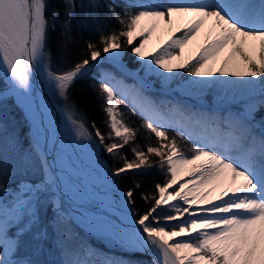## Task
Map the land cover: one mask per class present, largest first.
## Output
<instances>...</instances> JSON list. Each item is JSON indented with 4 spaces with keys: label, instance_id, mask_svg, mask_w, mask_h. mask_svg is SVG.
<instances>
[{
    "label": "snow or ice",
    "instance_id": "1",
    "mask_svg": "<svg viewBox=\"0 0 264 264\" xmlns=\"http://www.w3.org/2000/svg\"><path fill=\"white\" fill-rule=\"evenodd\" d=\"M63 2L65 15L70 18L76 0ZM47 7L48 0H0V68L7 74L11 94L25 107L35 129L32 153L18 154L13 168L26 172L34 154L43 169L39 183L22 181L18 191L0 188V264H45L38 259L48 239L41 219L45 193L57 194L52 202L57 213V246L63 256L60 264H125L119 259L83 258L96 253L77 244L68 224L71 217L61 210L58 189L65 178L54 168L55 163L63 167L64 156L57 154L56 162L48 163L39 117L31 102L34 70L43 71L47 82L67 100L75 80L102 54L109 53L107 59L126 74L135 75L141 89L151 88L144 81L148 76L157 77L165 91L182 90L187 95L222 85L232 90V102L242 101L243 108L221 115L193 110L180 102L158 104L140 89L133 93L115 76L103 73L99 88L109 132L105 136L93 124L95 137L113 157L135 144L131 148L133 159L121 157L123 165L107 173L106 179L147 166L158 167L165 180L155 184L157 194H143L142 199L151 207L138 219L130 218L134 210L132 189L121 193L119 203L112 200L111 193L99 197L107 210L119 208L121 219L128 220L131 227L87 214L82 222L98 227L102 235L127 251L150 252L152 264H264V116L256 119V113L264 108V0H134L122 15L108 4L107 10L119 28L102 31L98 44H87L88 58L60 73L47 64ZM65 30L66 34L70 31V19ZM137 38L142 39L132 47ZM194 42L195 50L185 58V49ZM128 48L141 61L144 77L127 73L120 64L122 52ZM179 69L200 79L183 80ZM217 76L240 79H211ZM178 80L177 89H173L172 83ZM121 104L139 115V126L126 122ZM67 118L76 138L89 142L93 163L102 169L95 160L92 133L71 114ZM141 129L146 133L144 147L135 143ZM170 131L174 133L171 136ZM7 168L5 158L0 161V174ZM64 191L73 194L67 181ZM162 206L167 209L165 215L158 212ZM172 221L179 223L169 228ZM11 227L17 228L15 239L9 237ZM25 235L31 236L35 259L16 258Z\"/></svg>",
    "mask_w": 264,
    "mask_h": 264
},
{
    "label": "rangeland",
    "instance_id": "2",
    "mask_svg": "<svg viewBox=\"0 0 264 264\" xmlns=\"http://www.w3.org/2000/svg\"><path fill=\"white\" fill-rule=\"evenodd\" d=\"M181 34L182 33H177V35ZM141 39L142 38H137L132 47L138 45ZM149 47L151 48L153 47V45H150ZM110 55V53L105 54L104 56L98 58L97 61L92 62V67H90L87 72L91 69H96L100 73V79L103 73H110L111 75L115 76L116 80L122 81L123 84L127 87L131 86L132 88H134V90L140 89L145 96H147L149 99L153 100L158 104L160 103V101H172L173 103L180 102L181 104L192 106L193 110L199 109L208 111L209 113L216 111L219 112L221 115H227L228 110L237 111L242 110L243 108L242 101L236 103L232 102L230 106H219L217 103V85H211L210 88L207 89V92H203L201 95H187L182 90L165 91L161 87L160 81L157 77L148 76L144 78V81L145 83L151 84V88L141 89L140 81L136 78V76L129 75L126 74L124 71H121L120 66L113 64L107 59V57ZM47 64L49 67L48 61ZM120 64L123 65V67L127 70V73H138L140 77H144V72L140 67L141 61L132 53L130 48L122 52ZM178 71L183 73V80L200 79L189 76L186 72H184L183 69H179ZM165 75L168 74L165 73ZM217 78L220 80H231V78L219 76L212 77L211 79ZM3 82L8 89V82L4 70L0 68V85ZM179 83V80L174 81L171 87L173 89H177V85ZM46 84L50 92L52 101L60 110V145L62 146V149L64 151L62 153L64 156L63 165L67 168L75 170L76 172H80V167H82L86 175L90 178L108 183L114 186L115 188H118L121 193L125 192L120 188L115 176H110V182L109 179H106V174L111 173L113 171L111 170L108 162L101 156L103 147L99 144V141H97V139L93 137V146L95 147V160L98 161L100 165H103L102 169L96 167L93 163V153L92 149L88 146L89 142L86 140H78L76 138L75 130L73 129L72 124L68 121L67 117L69 114H71L74 119L82 121L87 127L83 115L79 114L75 109H73L71 104L68 102V99L65 100L64 98H62L59 95L58 91L47 82V79ZM204 94L205 100L202 102V104L196 105L195 103L199 102L198 99H200ZM259 98L260 97L258 96L256 97V99ZM7 99L9 100V102H12L13 105L20 107L23 110L22 105L15 98L0 97V161H3V159L5 158H7L8 160V168L6 173L0 174V188H7L10 191H18L22 181L28 184L39 183L43 176V169L39 161L33 154V164L26 172L14 171L13 162L17 159L18 154L32 153V149L35 143V137L31 125L24 113V110L22 111V113L24 114L28 126L27 133L25 131V125L15 118V115L12 114V109L9 104L5 103ZM120 111L125 113V118L129 116V113H132L129 107H126L125 104L120 105ZM256 119L259 120L257 116ZM185 147H190V145H185ZM56 195L57 194L53 193H45L41 197V219L43 222V227L47 231L48 239L45 241L44 251L38 257V259L44 261L45 264H60V261L63 259V257L61 258V254L58 253V230L55 227L57 213L56 205L52 202L56 198ZM58 195L62 204L61 210L64 211L66 215L71 217V219L68 221V224L75 234L76 242L78 241L77 239H79L77 244L82 245L85 248L90 249L96 253L95 256L83 258L90 260H94L97 257L101 259H114V257L118 255L117 253L130 252L121 248L120 246L112 242L109 238L102 235L98 227H89L87 223L82 222L83 217L78 213V210L71 207L66 202L64 195H62L60 192H58ZM158 211H160L159 213L161 215H165L167 209L165 206H162V210ZM176 223H179V221L168 222L169 228L172 224ZM12 231L13 233L9 235V237L15 239V233L17 231V228L13 227ZM101 243L104 245L105 248L101 247ZM118 256L122 257V255ZM16 258L20 260H24L26 258H37L32 255V241L30 235H25L23 238H21Z\"/></svg>",
    "mask_w": 264,
    "mask_h": 264
},
{
    "label": "trees",
    "instance_id": "3",
    "mask_svg": "<svg viewBox=\"0 0 264 264\" xmlns=\"http://www.w3.org/2000/svg\"><path fill=\"white\" fill-rule=\"evenodd\" d=\"M134 3V0H76V9L72 16L69 18L65 15L66 6L63 0H48L47 17L49 20L48 38H47V51L49 55V68L56 73H60L72 68L76 63L88 58L87 44L92 42L98 44L101 32L107 33L113 29L119 28L115 19L111 18V13L107 10V5L112 4L116 9L117 14H123V9L129 4ZM96 5V6H94ZM137 9L132 8L135 12ZM70 19V31L65 30L66 21ZM105 54H102L104 56ZM100 73L96 69H91L84 75L75 80L67 93L68 102L72 108L79 114L83 115L88 130L95 137V130L92 125L95 124L105 136L108 135L109 128L105 124V113L103 111L104 103L99 88ZM7 89L6 85L1 83L0 93ZM6 104L12 109V114L15 118L25 125L27 133L28 126L22 109L13 105L12 102L7 101ZM126 121L129 125L137 127L140 125L141 120L139 115L128 114ZM258 119L264 116V108L256 113ZM169 132V135H173ZM114 135V134H113ZM144 130L141 129V134L138 137L136 144L142 147L147 143L145 141ZM111 143L112 141H107ZM118 142V141H116ZM152 143L155 144V137ZM135 144H130L120 150L119 155L113 157L106 151L102 150L101 156L108 162L112 171L123 165L121 157L127 156L129 160L133 159L131 148ZM152 160H158L157 157H151ZM117 183L123 191L132 189L134 191V205L133 212L136 218L146 212L151 203L145 202L142 199L143 194L153 193L157 194L155 190L156 183H163L165 176L158 167L145 166L139 170H130L127 173L121 174L119 177L115 176ZM140 187L137 188L136 185ZM160 212V211H158ZM161 215V214H160ZM79 241V239H77ZM77 241V242H78ZM101 247L104 245L101 243ZM105 248V247H104ZM62 253L59 248V252ZM114 259H119L125 264H152L153 257L147 253L142 252H123L117 253Z\"/></svg>",
    "mask_w": 264,
    "mask_h": 264
},
{
    "label": "bare ground",
    "instance_id": "4",
    "mask_svg": "<svg viewBox=\"0 0 264 264\" xmlns=\"http://www.w3.org/2000/svg\"><path fill=\"white\" fill-rule=\"evenodd\" d=\"M195 47L196 44L194 42L193 45H190L189 48L185 49V58L188 57L190 51L195 50ZM4 73L8 82V89L0 93V97H4V98L13 97L17 101H19L16 95L11 94L10 92L11 86L9 83V79L5 71ZM173 74L175 75L176 73ZM228 78H231V80L240 79L236 77H228ZM32 84H33V93L31 96L32 106L39 117L41 132L43 133L42 144L44 146V151H46L48 154L47 156L48 163L53 164L54 162H56L57 154H61L64 152L62 146L60 145L61 143V128H60L61 125L59 120L60 110L51 99L50 92L46 84V76L43 73V71H35V70L33 71ZM128 88L131 92L133 93L135 92L134 88H132L131 86H128ZM208 88H210V86L200 91H194L193 94L201 95L203 92L206 93ZM216 92L218 93L217 103L219 106H230V104H232V100L230 98L232 95V90L227 89L222 85H217ZM204 97L205 94L202 95V97L198 99L199 102L195 104L196 105L202 104V102L205 100ZM22 107L34 134L35 129L31 122V119L25 107L23 105ZM54 171L58 176H63L65 178V181H67L70 185H72L73 194H69L64 191L65 181H61L60 189H58V192L64 195L66 202L71 207L78 210V213L82 217H85V215L87 214V216L89 217H103L104 220L119 225L120 227L132 226L131 224H129L128 220L121 219V216L119 215V212L121 210L119 208H115L114 211H109L103 206L101 199H99V197H103L107 193H111L112 200L119 203L122 197H121V191L118 188H115L114 186L108 183L90 178L89 176L86 175L82 167H80V172H76L75 170L67 168L64 165L63 167H61L60 163H55ZM185 179H190V177H185ZM170 191H173V189H170ZM173 203H177V201H173ZM130 218L137 219L134 212H132ZM185 219H187V217H185ZM136 227L139 226L136 225ZM12 229L13 227L9 228V235L13 233ZM177 239H181V238H177ZM170 242L175 243V241H170Z\"/></svg>",
    "mask_w": 264,
    "mask_h": 264
},
{
    "label": "water",
    "instance_id": "5",
    "mask_svg": "<svg viewBox=\"0 0 264 264\" xmlns=\"http://www.w3.org/2000/svg\"><path fill=\"white\" fill-rule=\"evenodd\" d=\"M148 254H150V253H148ZM151 255V254H150Z\"/></svg>",
    "mask_w": 264,
    "mask_h": 264
}]
</instances>
